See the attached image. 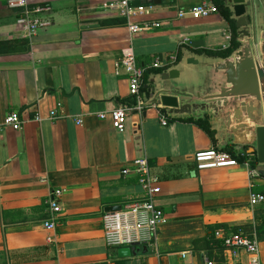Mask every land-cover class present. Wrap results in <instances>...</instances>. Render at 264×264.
Returning <instances> with one entry per match:
<instances>
[{
	"label": "crops",
	"instance_id": "0c3cea01",
	"mask_svg": "<svg viewBox=\"0 0 264 264\" xmlns=\"http://www.w3.org/2000/svg\"><path fill=\"white\" fill-rule=\"evenodd\" d=\"M28 1L51 8V24L30 39L16 25L17 12L0 0V43L15 50L0 53V123L12 111L23 121L19 131L0 130V264H247L245 255L232 263L207 245V230L252 233L260 226L264 206L251 208L249 194L261 192L264 178L250 176L242 164L198 171L194 155L216 144L184 118L166 115L162 126V112L146 108L129 113L119 133L108 115L132 102L127 76L114 71L128 52L146 66L155 57L176 55L177 63L186 51H222L231 29L223 15L179 18L204 0H155L131 21L160 27L131 36L116 0ZM184 39L189 42L181 45ZM154 73L146 70L141 97ZM57 102L65 117L52 121ZM143 157L159 180L156 204L167 222L155 242L118 257L119 248L105 243L102 216L108 206L143 197L136 176L121 173ZM55 189L63 190L61 212L49 231L45 202Z\"/></svg>",
	"mask_w": 264,
	"mask_h": 264
},
{
	"label": "water",
	"instance_id": "95a60500",
	"mask_svg": "<svg viewBox=\"0 0 264 264\" xmlns=\"http://www.w3.org/2000/svg\"><path fill=\"white\" fill-rule=\"evenodd\" d=\"M220 1L230 14L233 28L226 21L237 48L226 57L183 52L176 64L148 78L142 101L145 108L174 119L208 118L217 150L246 148L256 157L254 170L264 178V0ZM119 209L108 206L104 212ZM139 250L122 247L117 256Z\"/></svg>",
	"mask_w": 264,
	"mask_h": 264
},
{
	"label": "built area",
	"instance_id": "2783aa9c",
	"mask_svg": "<svg viewBox=\"0 0 264 264\" xmlns=\"http://www.w3.org/2000/svg\"><path fill=\"white\" fill-rule=\"evenodd\" d=\"M146 0L140 3V0H116L114 6L118 8L119 15L127 21V29L131 36L142 32H149L159 28L157 22L135 23L131 21L134 16H142L149 12L151 4H145ZM7 7L17 12L16 25L21 29L23 37L30 39L41 29L51 24V8L43 4L32 5L28 0H7ZM109 8L112 6L109 5ZM219 8L211 0H204L201 4L189 11L178 12V17L182 18L189 15L192 19H202L211 15L219 14ZM231 30V29H230ZM225 35L226 43L221 50H227L232 42L231 31ZM189 40L184 39L181 45H185ZM176 55H170L166 60L158 57L152 59L146 66L140 65L134 54L130 51L119 62L114 65L115 74L119 75L121 71L127 76L129 85V94L132 102L109 111L112 127L119 133L124 132L125 122L129 113L135 112L142 114L144 109L141 86L147 69L162 70L175 64ZM62 104L57 102L55 107L49 111V119L54 121L65 117ZM162 126L167 124V117L163 113L159 114ZM106 114L99 115L100 119H105ZM39 116L34 117V121H40ZM23 121L17 112L7 113L1 123L0 130L10 129L19 131ZM77 125L82 124L81 119L76 120ZM194 162L198 171L213 170L219 168L236 167L238 163L228 152L211 149L200 151L194 155ZM249 169L248 163H242ZM250 176L259 177L255 170H250ZM123 175L134 174L138 184L143 189V197L139 200L125 202L120 209L115 212H104L102 216L103 237L105 243L111 249L122 247L139 246L147 242H155L158 229L167 222L162 209L156 204V197L161 192L159 180L151 172V167L147 158H136L130 168H124ZM63 195L62 189L51 190L46 199L49 211V218L43 222L46 230L53 231L56 225V219L61 212L60 200ZM249 205L251 208L264 206V195L251 192L249 194ZM214 238L221 241L226 260L232 263L238 262L244 255L248 258L247 264H263L261 259L260 245L257 230L252 233H246L239 229L236 232L225 233L217 230ZM211 264V263H208Z\"/></svg>",
	"mask_w": 264,
	"mask_h": 264
},
{
	"label": "trees",
	"instance_id": "16d2710c",
	"mask_svg": "<svg viewBox=\"0 0 264 264\" xmlns=\"http://www.w3.org/2000/svg\"><path fill=\"white\" fill-rule=\"evenodd\" d=\"M142 1L143 0H140V3H142ZM212 1L217 5L220 13L223 15L225 20H227L231 23L232 28H233V23L229 19L230 14H229L228 10L223 7L222 2L220 0H212ZM145 4L149 5L148 0H146ZM106 23L108 24L109 22H106ZM233 33H234V29H233ZM234 37H235V34H234ZM237 46H238V44L236 43L235 38H234L231 42L230 47L227 50H224V51L219 50V51H215V52H213V51L212 52L211 51H197V53H199V54L205 53L206 55L211 56V57H226L227 55H229V53L231 51L236 49ZM5 47H7V49ZM8 47H9V43H7V42L0 43V53L6 54V53L15 52V50L9 49ZM162 70H164V69H162ZM162 70H155V73L161 72ZM183 120L193 122L194 124H196L199 128H201L207 134V136L210 138V140L213 142V144L214 145L216 144L215 139H214V132L210 128L208 118H206L205 120H194V119L188 117V118H184ZM224 151L228 152L238 163H240V164L248 163L249 169L254 170V168L256 166V157L254 154H249L246 148H240L239 150H237L235 147L229 146ZM260 194L264 195V187L262 188ZM219 228H220V226L208 228L207 236H206L207 239L206 238L205 239L207 241V245H211L212 247H216L222 251L223 248H222L221 241L214 238V233H215V231L219 230ZM256 229H257V233L259 235H262L261 237L264 238V221L260 226L256 227Z\"/></svg>",
	"mask_w": 264,
	"mask_h": 264
},
{
	"label": "rangeland",
	"instance_id": "374dc122",
	"mask_svg": "<svg viewBox=\"0 0 264 264\" xmlns=\"http://www.w3.org/2000/svg\"><path fill=\"white\" fill-rule=\"evenodd\" d=\"M237 149H240V148H237Z\"/></svg>",
	"mask_w": 264,
	"mask_h": 264
}]
</instances>
